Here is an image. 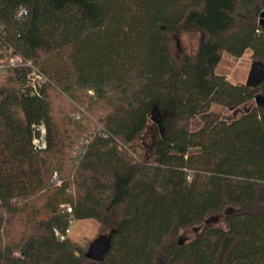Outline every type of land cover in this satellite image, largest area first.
<instances>
[{"label": "trees", "instance_id": "1", "mask_svg": "<svg viewBox=\"0 0 264 264\" xmlns=\"http://www.w3.org/2000/svg\"><path fill=\"white\" fill-rule=\"evenodd\" d=\"M263 17L264 0H0V57L49 80L35 95L0 68V264H264V107L211 111L264 96L216 71L223 52L264 64ZM184 31L199 47L177 59ZM88 219L109 231L102 262L55 235Z\"/></svg>", "mask_w": 264, "mask_h": 264}, {"label": "rangeland", "instance_id": "2", "mask_svg": "<svg viewBox=\"0 0 264 264\" xmlns=\"http://www.w3.org/2000/svg\"><path fill=\"white\" fill-rule=\"evenodd\" d=\"M264 18V17H263ZM171 53L175 58H180L184 54L194 55L199 47V33L193 31H184L179 35L170 37ZM255 63H260L253 57L252 51L247 50L241 58H235L230 54L223 52L221 61L218 64L216 71L224 76L227 80L234 84H246L249 72ZM255 100H251L236 109L229 110L223 106L215 105L212 107V112H216L221 117L232 120L255 106ZM203 123V117H197L191 122V129L199 128ZM156 136L154 130L149 127L138 139V142L143 143L149 151H152ZM214 217V218H212ZM210 223L214 226L226 227L223 222V213L208 217ZM198 227L184 229L180 232V238L184 241L194 238L198 231ZM109 231L104 230L101 225L94 220H81L74 222L70 227L68 234L71 239L81 246L86 247L101 235L107 234Z\"/></svg>", "mask_w": 264, "mask_h": 264}, {"label": "built area", "instance_id": "3", "mask_svg": "<svg viewBox=\"0 0 264 264\" xmlns=\"http://www.w3.org/2000/svg\"><path fill=\"white\" fill-rule=\"evenodd\" d=\"M21 9L24 10V14H20ZM26 14V9L24 7H20L17 12V16L21 17ZM3 29V28H2ZM1 34V32H0ZM3 66H10L12 68L24 69L27 72L26 79H27V86L30 88V91L35 95H40V89L46 85L49 80L41 72L39 67L32 61L23 58L22 56L15 54L14 50L10 48L8 50V54L0 57V68ZM38 136L35 137L33 144L35 149L37 150H44L47 147L46 144V128L43 124L38 125L37 127ZM53 182L59 183L60 179L57 173L53 175L52 178ZM69 213L72 212L70 206L66 207ZM70 233V228L66 230V234H62L56 230L55 235L60 240H65L67 235Z\"/></svg>", "mask_w": 264, "mask_h": 264}, {"label": "water", "instance_id": "4", "mask_svg": "<svg viewBox=\"0 0 264 264\" xmlns=\"http://www.w3.org/2000/svg\"><path fill=\"white\" fill-rule=\"evenodd\" d=\"M264 81V64L255 63L248 75L246 85L250 87H257ZM256 106L264 107V96L256 95L255 98ZM112 243L109 236H99L93 240L86 252L85 257L92 261L102 262L105 256L109 253Z\"/></svg>", "mask_w": 264, "mask_h": 264}, {"label": "clouds", "instance_id": "5", "mask_svg": "<svg viewBox=\"0 0 264 264\" xmlns=\"http://www.w3.org/2000/svg\"><path fill=\"white\" fill-rule=\"evenodd\" d=\"M20 14H21V15L24 14V10H23V9H21ZM17 18H19V16H18Z\"/></svg>", "mask_w": 264, "mask_h": 264}]
</instances>
